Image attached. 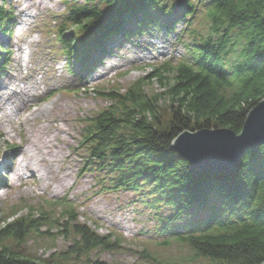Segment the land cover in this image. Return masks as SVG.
I'll list each match as a JSON object with an SVG mask.
<instances>
[{
	"label": "trees",
	"instance_id": "1",
	"mask_svg": "<svg viewBox=\"0 0 264 264\" xmlns=\"http://www.w3.org/2000/svg\"><path fill=\"white\" fill-rule=\"evenodd\" d=\"M83 1L91 5L94 0ZM176 1L99 0L107 10L72 4L67 16L48 17L45 33L55 29L67 71L80 80L119 38L152 29L171 33L180 25L182 55L152 68V77L166 87L169 114L162 116L157 101L140 89L141 81L124 93L98 90L110 104L79 120L85 168L105 170L108 189L143 186L154 201L169 206L174 213L156 234L164 245L176 241L186 246L190 259L264 264V144L246 150L227 172L192 169L171 149L184 131L240 133L248 112L264 100V0H182L178 10ZM14 19L7 0H0L2 34H12ZM195 20L202 26H194ZM7 55L0 46V62ZM42 200L0 218V264H40L20 251L29 240L51 241L50 247L57 239L69 242L46 264H106L90 254L120 247L121 236L101 235L81 223L78 207L66 196ZM21 210L26 215L17 216ZM190 210L198 218L177 225Z\"/></svg>",
	"mask_w": 264,
	"mask_h": 264
},
{
	"label": "rangeland",
	"instance_id": "2",
	"mask_svg": "<svg viewBox=\"0 0 264 264\" xmlns=\"http://www.w3.org/2000/svg\"><path fill=\"white\" fill-rule=\"evenodd\" d=\"M72 4L96 5L107 10L99 0L91 5L83 0H7L15 22L11 35L0 32V46L9 54L0 62V162L11 165L12 144L25 147L32 143L28 151L33 157L20 178L12 177L11 166L4 170L0 165V218L15 207L36 205L42 198L66 196L78 207L81 223L98 234L113 232L122 238L116 250L93 251L90 254L93 261L208 264L206 259H190L187 247L176 241L164 245L163 238L156 234L164 218L174 213L169 206L154 201L155 197L147 195L148 188L143 186L137 190L108 189L107 172L93 167L86 169L85 154L78 146L82 127L79 120L110 104L98 96V90L124 93L141 81L140 89L157 101L162 116L169 114L166 87L152 77V68L182 55L183 48L177 39L180 25L171 33L152 29L128 39L119 38L112 43L111 52L80 80L67 71V57L59 52L52 34L55 29L45 33L48 17L67 16V6ZM194 26L201 27L202 23L195 20ZM54 90L58 92L52 94ZM55 125L65 133L46 139ZM48 152L55 155L46 156ZM52 157L50 161L45 159ZM18 215H26V211L21 210ZM196 218L198 213L190 210L176 224ZM68 243L57 239L51 248L48 246L51 241L29 240L20 251L46 264L52 253L64 250Z\"/></svg>",
	"mask_w": 264,
	"mask_h": 264
},
{
	"label": "water",
	"instance_id": "3",
	"mask_svg": "<svg viewBox=\"0 0 264 264\" xmlns=\"http://www.w3.org/2000/svg\"><path fill=\"white\" fill-rule=\"evenodd\" d=\"M177 0V9L182 7ZM264 144V100L247 114L240 133L225 128L184 131L172 142L171 149L200 172H227L235 169L241 155Z\"/></svg>",
	"mask_w": 264,
	"mask_h": 264
},
{
	"label": "bare ground",
	"instance_id": "4",
	"mask_svg": "<svg viewBox=\"0 0 264 264\" xmlns=\"http://www.w3.org/2000/svg\"><path fill=\"white\" fill-rule=\"evenodd\" d=\"M1 85H4V82L1 83ZM5 96H9V95L6 94ZM1 100H2V96H0V108H1ZM62 131L63 133H65V130L63 128H60L59 126L55 125L52 131L46 136V139H50L51 137L57 138L58 134L61 133ZM37 133H38V130H37ZM1 136L3 137V135ZM28 145L32 147V143L27 144L25 147L12 144V151L14 154L11 156L12 158L11 165H6V164L4 165V164H1L2 162H0V165H3V167L5 168H9L10 166L12 167V177L15 176L17 178H20L21 173L32 163V162L30 163V160L32 159L33 154H31L32 153L31 151H28ZM25 154H27V158H24ZM52 155H55V154L53 152H48L46 154V156H52ZM42 159L43 158H41V160ZM45 159L50 161L51 159H53V157L45 158Z\"/></svg>",
	"mask_w": 264,
	"mask_h": 264
}]
</instances>
